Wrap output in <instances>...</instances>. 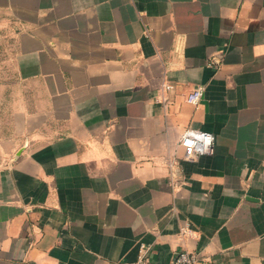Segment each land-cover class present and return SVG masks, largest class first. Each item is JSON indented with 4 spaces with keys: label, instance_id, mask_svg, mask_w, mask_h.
<instances>
[{
    "label": "crops",
    "instance_id": "1",
    "mask_svg": "<svg viewBox=\"0 0 264 264\" xmlns=\"http://www.w3.org/2000/svg\"><path fill=\"white\" fill-rule=\"evenodd\" d=\"M0 155V264H264V0H0Z\"/></svg>",
    "mask_w": 264,
    "mask_h": 264
},
{
    "label": "built area",
    "instance_id": "2",
    "mask_svg": "<svg viewBox=\"0 0 264 264\" xmlns=\"http://www.w3.org/2000/svg\"><path fill=\"white\" fill-rule=\"evenodd\" d=\"M174 84L170 81H165L162 84L161 94L156 96V101L164 104H169L171 94L174 91ZM205 88L203 85L195 87L188 95L187 100L192 104L199 105L204 97ZM180 145L183 148L181 160H195L203 154H212L215 150V135L207 130L199 128H188L180 139ZM171 160L170 163H174ZM200 254L187 249L180 250L171 264H200ZM126 264H155L149 256V246L142 243L140 245L139 255Z\"/></svg>",
    "mask_w": 264,
    "mask_h": 264
},
{
    "label": "rangeland",
    "instance_id": "3",
    "mask_svg": "<svg viewBox=\"0 0 264 264\" xmlns=\"http://www.w3.org/2000/svg\"><path fill=\"white\" fill-rule=\"evenodd\" d=\"M5 159V156L0 155V163H2Z\"/></svg>",
    "mask_w": 264,
    "mask_h": 264
}]
</instances>
